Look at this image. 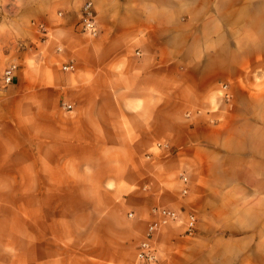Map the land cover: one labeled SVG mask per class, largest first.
Here are the masks:
<instances>
[{
    "label": "crops",
    "instance_id": "1",
    "mask_svg": "<svg viewBox=\"0 0 264 264\" xmlns=\"http://www.w3.org/2000/svg\"><path fill=\"white\" fill-rule=\"evenodd\" d=\"M84 1L0 0V73L18 66L0 86V207L32 200L43 216L33 231L48 232L25 264H141L154 206L197 216L193 236L161 226L157 264H264V159L216 158L199 145L213 131L200 108L220 75L243 68L230 57L264 54L249 50L238 5L91 0L93 37L80 31ZM218 56L230 66L210 67Z\"/></svg>",
    "mask_w": 264,
    "mask_h": 264
},
{
    "label": "rangeland",
    "instance_id": "2",
    "mask_svg": "<svg viewBox=\"0 0 264 264\" xmlns=\"http://www.w3.org/2000/svg\"><path fill=\"white\" fill-rule=\"evenodd\" d=\"M241 1L233 2L238 5L234 8L236 13L233 18L242 17L247 23V45L251 47L249 50L262 52L264 6H260L261 0ZM241 5L244 6L240 7ZM230 58L232 67L243 68L231 77L220 75L213 88V104L209 108H200L201 112L210 114L204 124L213 131L209 133V140L202 139L199 145L211 149L216 158L224 157L231 161L264 159V54L237 55ZM228 59L229 57L218 56L210 67H229ZM10 63L15 62H9L7 66ZM11 85L4 87L0 84L3 89ZM226 92L229 93V98L225 96ZM220 131H223L226 137L224 144L217 141ZM172 150L171 152H174L175 148ZM12 195L14 194L10 193L9 196ZM32 203V200L14 198L3 201L0 207V243L3 242V248H0V254L3 251L0 264H25L26 261H31L33 255L41 252L40 248H34L33 241L39 237L48 239V232L33 231V223L41 224L43 216L36 218V215H33ZM188 211L194 212L187 208ZM45 217L48 218L47 213ZM22 239H25V242Z\"/></svg>",
    "mask_w": 264,
    "mask_h": 264
},
{
    "label": "built area",
    "instance_id": "3",
    "mask_svg": "<svg viewBox=\"0 0 264 264\" xmlns=\"http://www.w3.org/2000/svg\"><path fill=\"white\" fill-rule=\"evenodd\" d=\"M60 14L61 13L59 12V15ZM79 25L80 31L84 34L94 37L99 33L97 13L91 0H85L81 6ZM37 27L42 34V39L49 38L50 32L46 25L38 23ZM58 49L60 50V47ZM61 67L64 70H71L74 68V64L67 62L63 63ZM16 69V63H10L5 67L0 75V84L2 86L5 87L13 83ZM225 96L229 98V93L226 92ZM63 106L66 108L71 107L70 104H63ZM157 146L170 148L167 143H158ZM182 192L186 193L187 189H183ZM151 212L154 215V218L147 222L144 235L137 245L136 256L141 264H157L156 235L158 230L164 224L178 222L184 225L185 234L194 235L196 232L197 216L194 212L188 211L186 214L182 215L180 212L165 206H154L152 207ZM128 215L133 216V212H129Z\"/></svg>",
    "mask_w": 264,
    "mask_h": 264
}]
</instances>
